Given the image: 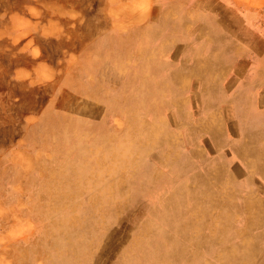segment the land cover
I'll use <instances>...</instances> for the list:
<instances>
[{"label": "rangeland", "instance_id": "obj_1", "mask_svg": "<svg viewBox=\"0 0 264 264\" xmlns=\"http://www.w3.org/2000/svg\"><path fill=\"white\" fill-rule=\"evenodd\" d=\"M263 171L264 0H0V264H264Z\"/></svg>", "mask_w": 264, "mask_h": 264}, {"label": "bare ground", "instance_id": "obj_2", "mask_svg": "<svg viewBox=\"0 0 264 264\" xmlns=\"http://www.w3.org/2000/svg\"><path fill=\"white\" fill-rule=\"evenodd\" d=\"M89 26V25H88ZM144 39V38H143ZM146 40H147V38H146ZM166 59V58H165ZM189 78V77H188ZM186 79V78H185ZM183 81H184V78H183ZM80 107V106H79ZM76 113V112H75ZM242 153H243V151H242ZM241 153V154H242ZM244 153H247L246 151H244ZM202 160H204V159H202ZM203 167V166H202ZM198 170H200V169H198ZM264 172V171H263ZM105 192V191H104ZM122 192V191H121ZM120 192V193H121ZM241 192V191H240ZM105 196V195H104ZM107 212V211H106ZM107 214V213H106ZM107 216V215H106ZM108 217V216H107ZM106 217V218H107ZM105 224V223H104ZM90 226H92V225H90ZM264 226V225H263ZM102 227V226H101ZM83 228H84V226H83ZM98 228V227H97ZM88 229V228H87ZM145 229V228H144ZM77 230V229H76ZM86 230V229H85ZM91 230H93V229H91ZM90 230V231H91ZM101 230V229H100ZM147 230V229H146ZM145 230V231H146ZM149 230V229H148ZM82 231V230H81ZM84 231V230H83ZM69 231L67 230V229H62V233L63 234H69L68 233ZM92 232V231H91ZM94 232H96V231H94ZM144 232V231H143ZM76 233V232H75ZM104 233V232H103ZM106 235H98V236H96L97 237V240H99V241H102L103 243H105V242H107V238L105 237ZM261 236H263L264 237V232H262L261 234H258V235H255V237H254V239H255V241H257V240H263V238H261ZM120 237V236H119ZM78 239H79V237H78ZM85 239V238H84ZM103 239H105V240H103ZM86 242H87V244H86V247H84V246H82V249H79V248H77L76 247V245L74 244V241L72 242V244H73V250H74V253H72V255H73V257H70L69 255H67L68 257L67 258H64V257H62V258H60L59 257V260H58V262L56 263V264H92V259H91V257L93 256H88L87 255V250H88V247H89V242H90V240L88 239H86ZM118 242V241H117ZM64 244V243H63ZM91 244H93V243H91ZM99 245V244H98ZM108 244L106 243V244H101L100 245V247L94 252V254H97L100 250H101V246L102 247H105V249H107V246ZM64 247V246H63ZM67 248V247H66ZM237 248H238V246H237ZM63 249V248H62ZM104 249V248H103ZM239 249V248H238ZM59 251V250H58ZM62 253H63V251H62ZM89 254V253H88ZM153 254V253H152ZM61 255V254H60ZM93 258V257H92ZM103 261V260H102ZM103 263V262H102ZM101 263V264H102Z\"/></svg>", "mask_w": 264, "mask_h": 264}]
</instances>
